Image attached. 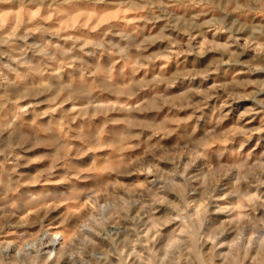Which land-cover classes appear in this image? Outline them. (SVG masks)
<instances>
[{"label": "clouds", "instance_id": "obj_1", "mask_svg": "<svg viewBox=\"0 0 264 264\" xmlns=\"http://www.w3.org/2000/svg\"><path fill=\"white\" fill-rule=\"evenodd\" d=\"M0 264H264V0H0Z\"/></svg>", "mask_w": 264, "mask_h": 264}, {"label": "rangeland", "instance_id": "obj_2", "mask_svg": "<svg viewBox=\"0 0 264 264\" xmlns=\"http://www.w3.org/2000/svg\"><path fill=\"white\" fill-rule=\"evenodd\" d=\"M189 58H192V54H188ZM159 64V67L161 69H169L172 67V62L168 61V58L162 57L160 60L157 61ZM213 83H221L222 81L220 80H213ZM175 87V85H173ZM184 90L182 89L180 93H177V95H182ZM216 103V97H210L205 101L204 106L197 110L196 114H193V111L191 108H180L177 109V115L173 117L174 120L178 119L183 122L184 117H188L186 123L189 125H192L194 127H198V125L195 124V121L197 120V117L199 116V113L202 111L206 115H210L211 112L210 110L212 109L213 105ZM242 103V102H241ZM225 112H227V107L224 109ZM233 119V113L228 112L227 117L225 118V123H227L228 120ZM43 155V153L39 149H34L33 150V156H32V163L31 164H26L25 167L32 169L33 172L39 171L41 167L44 166L45 161L42 160L40 157Z\"/></svg>", "mask_w": 264, "mask_h": 264}]
</instances>
